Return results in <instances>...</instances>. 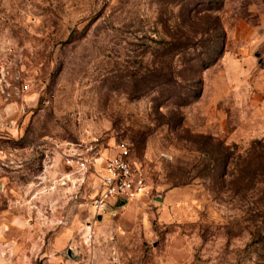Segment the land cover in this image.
I'll use <instances>...</instances> for the list:
<instances>
[{"label": "rangeland", "instance_id": "374dc122", "mask_svg": "<svg viewBox=\"0 0 264 264\" xmlns=\"http://www.w3.org/2000/svg\"><path fill=\"white\" fill-rule=\"evenodd\" d=\"M263 33L264 0H0V264H264ZM119 143L149 193L99 216Z\"/></svg>", "mask_w": 264, "mask_h": 264}, {"label": "built area", "instance_id": "2783aa9c", "mask_svg": "<svg viewBox=\"0 0 264 264\" xmlns=\"http://www.w3.org/2000/svg\"><path fill=\"white\" fill-rule=\"evenodd\" d=\"M28 89L27 85L22 87V91ZM111 152L99 164V192L92 201L94 213L99 216L111 210H122L128 203L149 193L146 177L132 161L129 146L119 143ZM5 159L6 154L0 145V165L10 163Z\"/></svg>", "mask_w": 264, "mask_h": 264}, {"label": "crops", "instance_id": "0c3cea01", "mask_svg": "<svg viewBox=\"0 0 264 264\" xmlns=\"http://www.w3.org/2000/svg\"><path fill=\"white\" fill-rule=\"evenodd\" d=\"M263 40H264V33H263ZM141 199V198H140Z\"/></svg>", "mask_w": 264, "mask_h": 264}, {"label": "water", "instance_id": "95a60500", "mask_svg": "<svg viewBox=\"0 0 264 264\" xmlns=\"http://www.w3.org/2000/svg\"><path fill=\"white\" fill-rule=\"evenodd\" d=\"M69 256L72 257L71 254H69Z\"/></svg>", "mask_w": 264, "mask_h": 264}]
</instances>
